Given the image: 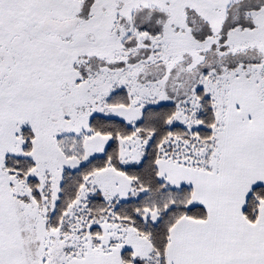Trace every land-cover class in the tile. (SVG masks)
Masks as SVG:
<instances>
[{"label": "snow or ice", "instance_id": "snow-or-ice-1", "mask_svg": "<svg viewBox=\"0 0 264 264\" xmlns=\"http://www.w3.org/2000/svg\"><path fill=\"white\" fill-rule=\"evenodd\" d=\"M0 264H264V0H0Z\"/></svg>", "mask_w": 264, "mask_h": 264}]
</instances>
